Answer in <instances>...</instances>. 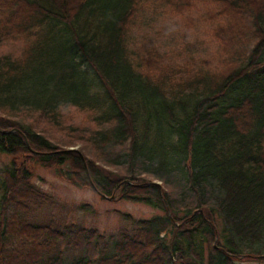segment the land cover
Wrapping results in <instances>:
<instances>
[{
  "label": "trees",
  "instance_id": "obj_1",
  "mask_svg": "<svg viewBox=\"0 0 264 264\" xmlns=\"http://www.w3.org/2000/svg\"><path fill=\"white\" fill-rule=\"evenodd\" d=\"M141 2L0 0V264H264V0H162L216 20L218 68L131 47ZM35 165L162 213L62 222Z\"/></svg>",
  "mask_w": 264,
  "mask_h": 264
},
{
  "label": "rangeland",
  "instance_id": "obj_2",
  "mask_svg": "<svg viewBox=\"0 0 264 264\" xmlns=\"http://www.w3.org/2000/svg\"><path fill=\"white\" fill-rule=\"evenodd\" d=\"M206 15L201 5L196 9L177 13L162 0H142L130 27L129 44L137 49L152 44L161 51L175 50L181 57L174 56V59L179 60L184 57L183 55L190 53L194 58L193 63L218 68L220 47L212 31L216 20L210 22ZM66 114L70 116L65 119L67 125L73 123L82 127L86 121L89 123L84 113H77L71 109ZM66 129L70 130L73 137L80 132L72 131L68 126ZM64 133L61 127H52L46 132L54 141H63ZM10 159L11 156L0 152V165L9 162ZM32 182L54 197L53 206L46 207L44 213H52L62 222L95 226L100 232L107 234L132 225L122 214H128L136 220L162 213L159 209L141 202L101 199L92 189L79 187L63 179L55 167L35 165ZM84 203L92 206V212H81L77 209L78 205Z\"/></svg>",
  "mask_w": 264,
  "mask_h": 264
},
{
  "label": "water",
  "instance_id": "obj_3",
  "mask_svg": "<svg viewBox=\"0 0 264 264\" xmlns=\"http://www.w3.org/2000/svg\"><path fill=\"white\" fill-rule=\"evenodd\" d=\"M107 199H109V200H113V196H109V197H106Z\"/></svg>",
  "mask_w": 264,
  "mask_h": 264
}]
</instances>
